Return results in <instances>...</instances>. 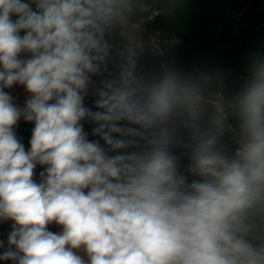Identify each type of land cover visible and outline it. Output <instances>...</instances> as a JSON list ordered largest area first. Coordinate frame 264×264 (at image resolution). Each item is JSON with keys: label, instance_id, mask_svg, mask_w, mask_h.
I'll list each match as a JSON object with an SVG mask.
<instances>
[{"label": "clouds", "instance_id": "clouds-1", "mask_svg": "<svg viewBox=\"0 0 264 264\" xmlns=\"http://www.w3.org/2000/svg\"><path fill=\"white\" fill-rule=\"evenodd\" d=\"M152 2L0 0V260L264 264V56L233 95L216 73L144 72L113 38Z\"/></svg>", "mask_w": 264, "mask_h": 264}, {"label": "trees", "instance_id": "trees-1", "mask_svg": "<svg viewBox=\"0 0 264 264\" xmlns=\"http://www.w3.org/2000/svg\"><path fill=\"white\" fill-rule=\"evenodd\" d=\"M157 9L159 14L152 16L148 27L174 37L178 44L158 56L136 55L144 72L155 73L163 66H174L184 72L216 73L224 79L225 94L233 95L244 83L251 58L257 54L264 56V0H155L129 22ZM254 13L262 14L259 21L252 20ZM122 30L123 25L117 28L113 38L117 49L129 47L121 38ZM94 101V96H87L85 106L95 111ZM81 123L87 138L104 146L103 140L92 133L95 125L87 120ZM33 128L34 122L24 119L14 128L24 147L30 145ZM25 151H28L26 147ZM181 163L187 164V160L181 157ZM44 168L37 164L34 176L41 179L39 174ZM195 178L189 176V180ZM58 226L50 224L48 230L57 233ZM8 234L0 235V241L5 243L0 254L7 248ZM0 264L14 262L0 260Z\"/></svg>", "mask_w": 264, "mask_h": 264}, {"label": "rangeland", "instance_id": "rangeland-1", "mask_svg": "<svg viewBox=\"0 0 264 264\" xmlns=\"http://www.w3.org/2000/svg\"><path fill=\"white\" fill-rule=\"evenodd\" d=\"M152 16H154V13L149 11L147 15L137 19L136 21H128L123 25L121 38L134 50L136 55L146 54L158 56L178 44V41L174 37L162 32L154 31L148 27ZM21 58L28 57L22 54ZM5 91L14 97V103L18 107H24L25 101L29 96V94L25 91L24 86L14 85L10 89H5ZM25 147L27 150L30 149L29 144ZM33 179L37 183L40 182L36 177H33ZM11 225L12 221H0V235H7L9 233L8 228Z\"/></svg>", "mask_w": 264, "mask_h": 264}, {"label": "crops", "instance_id": "crops-1", "mask_svg": "<svg viewBox=\"0 0 264 264\" xmlns=\"http://www.w3.org/2000/svg\"><path fill=\"white\" fill-rule=\"evenodd\" d=\"M261 13H254V15L252 16V20H255V21H259L261 19ZM36 177V176H34ZM40 182H41V179H39L38 177H36ZM62 231V228L61 226H58V230H57V233L61 232ZM81 255H83V253H79Z\"/></svg>", "mask_w": 264, "mask_h": 264}]
</instances>
